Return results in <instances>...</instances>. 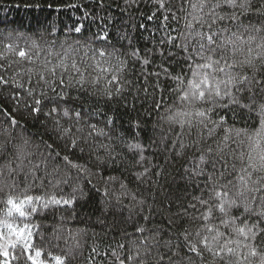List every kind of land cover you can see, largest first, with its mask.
<instances>
[{
    "label": "trees",
    "instance_id": "16d2710c",
    "mask_svg": "<svg viewBox=\"0 0 264 264\" xmlns=\"http://www.w3.org/2000/svg\"><path fill=\"white\" fill-rule=\"evenodd\" d=\"M0 264H264V0H0Z\"/></svg>",
    "mask_w": 264,
    "mask_h": 264
}]
</instances>
